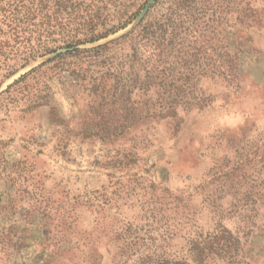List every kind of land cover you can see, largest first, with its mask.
Listing matches in <instances>:
<instances>
[{
  "label": "rangeland",
  "instance_id": "obj_1",
  "mask_svg": "<svg viewBox=\"0 0 264 264\" xmlns=\"http://www.w3.org/2000/svg\"><path fill=\"white\" fill-rule=\"evenodd\" d=\"M198 8L187 42L237 60L197 85L212 96L202 109L152 116L136 92L102 102L55 63L0 96V264H264V0ZM53 57L12 59L9 74L1 56L0 94Z\"/></svg>",
  "mask_w": 264,
  "mask_h": 264
},
{
  "label": "trees",
  "instance_id": "obj_2",
  "mask_svg": "<svg viewBox=\"0 0 264 264\" xmlns=\"http://www.w3.org/2000/svg\"><path fill=\"white\" fill-rule=\"evenodd\" d=\"M160 3L163 10L157 16L151 17L148 12L123 36L81 49L128 27L144 6L128 17L129 7L121 4V0H0V57H5L4 66L9 74L16 67L7 61L14 59L26 65L39 57L55 55L23 75L0 96L55 63L54 68L69 71L72 82L88 86V91L102 102L109 96L128 101L131 93H142L151 106L152 116L166 118H176L179 108L206 107L212 96L197 85L214 76H225L227 80L230 75L217 64L224 59L223 64L231 66L237 60L222 53V47L215 45L209 53L212 46L207 43L200 47L187 42L185 36L200 31L196 26L199 0H155L152 9ZM111 6L115 8L113 12ZM125 18L128 20L124 22ZM205 60L211 62L207 65L209 69ZM102 65L108 66V70H101ZM126 65L129 66L126 78L111 73L114 66L123 71ZM187 89L193 97L195 91L194 102L187 97ZM97 127L106 134L111 131L107 125ZM139 264L146 263L141 259Z\"/></svg>",
  "mask_w": 264,
  "mask_h": 264
},
{
  "label": "water",
  "instance_id": "obj_3",
  "mask_svg": "<svg viewBox=\"0 0 264 264\" xmlns=\"http://www.w3.org/2000/svg\"><path fill=\"white\" fill-rule=\"evenodd\" d=\"M147 12V10H145L143 13H141L138 17H137V19H136V22L138 23L143 17H144V15H145V13ZM55 56V55H54Z\"/></svg>",
  "mask_w": 264,
  "mask_h": 264
}]
</instances>
